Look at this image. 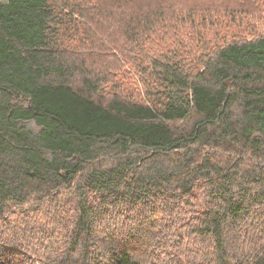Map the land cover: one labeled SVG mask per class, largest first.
Returning <instances> with one entry per match:
<instances>
[{"label": "trees", "instance_id": "16d2710c", "mask_svg": "<svg viewBox=\"0 0 264 264\" xmlns=\"http://www.w3.org/2000/svg\"><path fill=\"white\" fill-rule=\"evenodd\" d=\"M0 264H264V0L0 1Z\"/></svg>", "mask_w": 264, "mask_h": 264}, {"label": "rangeland", "instance_id": "374dc122", "mask_svg": "<svg viewBox=\"0 0 264 264\" xmlns=\"http://www.w3.org/2000/svg\"><path fill=\"white\" fill-rule=\"evenodd\" d=\"M1 2H6L7 0H0Z\"/></svg>", "mask_w": 264, "mask_h": 264}]
</instances>
